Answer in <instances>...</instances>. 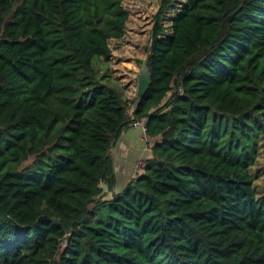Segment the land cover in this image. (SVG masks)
Listing matches in <instances>:
<instances>
[{"label":"trees","instance_id":"1","mask_svg":"<svg viewBox=\"0 0 264 264\" xmlns=\"http://www.w3.org/2000/svg\"><path fill=\"white\" fill-rule=\"evenodd\" d=\"M121 1L0 0V264H264V0H184L167 27L162 0L132 100L96 63ZM139 119L146 166L115 192Z\"/></svg>","mask_w":264,"mask_h":264},{"label":"rangeland","instance_id":"2","mask_svg":"<svg viewBox=\"0 0 264 264\" xmlns=\"http://www.w3.org/2000/svg\"><path fill=\"white\" fill-rule=\"evenodd\" d=\"M171 1L174 2L175 6L173 5L168 9L167 14L163 17L162 22L165 26L169 25L170 15L174 13L176 6L179 8L184 2V0ZM161 3L162 0H122L121 5L128 13L124 34L119 39L109 40L111 48L109 58L96 60L100 70L106 71L110 78L122 87L126 98L129 100L136 97L137 77L147 57L148 47L152 38V29L154 28V16L158 12ZM138 129L141 132L140 126ZM144 136H140V139L144 138ZM263 167L264 152L260 150L257 161L251 167L254 182L258 186L257 189L264 181ZM108 192L103 191L104 198L111 197L112 192Z\"/></svg>","mask_w":264,"mask_h":264},{"label":"crops","instance_id":"3","mask_svg":"<svg viewBox=\"0 0 264 264\" xmlns=\"http://www.w3.org/2000/svg\"><path fill=\"white\" fill-rule=\"evenodd\" d=\"M140 134L141 132H139L138 127L129 125L127 128L123 129L121 135L111 149L116 174L115 192L125 187L131 176H133L132 173L135 163L142 155Z\"/></svg>","mask_w":264,"mask_h":264},{"label":"built area","instance_id":"4","mask_svg":"<svg viewBox=\"0 0 264 264\" xmlns=\"http://www.w3.org/2000/svg\"><path fill=\"white\" fill-rule=\"evenodd\" d=\"M131 125L135 126V127L140 126L142 135L143 136L145 135L144 138H141V139L145 140V141L148 139V135L146 132V119L135 120L131 123ZM148 151H149V146L147 144H145L143 147L142 155L137 159V161L135 163L134 170L132 173L133 176L138 175L139 173H141L144 170V168L146 166V157L143 153H146Z\"/></svg>","mask_w":264,"mask_h":264},{"label":"water","instance_id":"5","mask_svg":"<svg viewBox=\"0 0 264 264\" xmlns=\"http://www.w3.org/2000/svg\"><path fill=\"white\" fill-rule=\"evenodd\" d=\"M137 78H138V87L136 91V97L142 98L146 94L150 85V73L148 71V66L146 63H144L141 66Z\"/></svg>","mask_w":264,"mask_h":264}]
</instances>
